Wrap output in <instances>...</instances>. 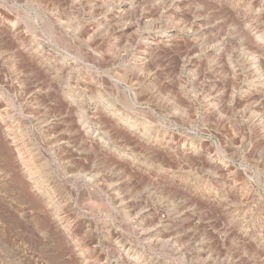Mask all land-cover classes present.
<instances>
[{
  "label": "rangeland",
  "instance_id": "obj_1",
  "mask_svg": "<svg viewBox=\"0 0 264 264\" xmlns=\"http://www.w3.org/2000/svg\"><path fill=\"white\" fill-rule=\"evenodd\" d=\"M0 56V264H264V0H0Z\"/></svg>",
  "mask_w": 264,
  "mask_h": 264
},
{
  "label": "bare ground",
  "instance_id": "obj_2",
  "mask_svg": "<svg viewBox=\"0 0 264 264\" xmlns=\"http://www.w3.org/2000/svg\"><path fill=\"white\" fill-rule=\"evenodd\" d=\"M1 57V56H0ZM17 63H15V73L16 77L19 75L18 73L21 72V59L18 57L16 60ZM16 82L19 85L18 86V93L16 94L17 99H20L21 96V89H22V77H17ZM10 122L7 120V116L4 110L0 109V156L3 157L5 166L11 164V158L13 157V154L8 146L7 140L10 141V143L13 145V150L16 152L18 160L25 166V163L23 162L21 158V154L19 149L17 148V144L14 140V137L11 136L10 132ZM2 136V137H1ZM3 136L5 138H3ZM7 139V140H6Z\"/></svg>",
  "mask_w": 264,
  "mask_h": 264
}]
</instances>
